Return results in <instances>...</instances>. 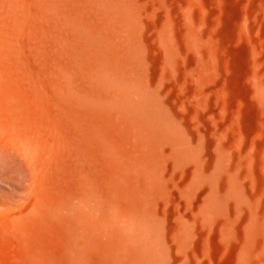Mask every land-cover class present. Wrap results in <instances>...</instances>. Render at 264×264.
Returning <instances> with one entry per match:
<instances>
[{
  "label": "rangeland",
  "instance_id": "obj_1",
  "mask_svg": "<svg viewBox=\"0 0 264 264\" xmlns=\"http://www.w3.org/2000/svg\"><path fill=\"white\" fill-rule=\"evenodd\" d=\"M0 264H264V0H0Z\"/></svg>",
  "mask_w": 264,
  "mask_h": 264
},
{
  "label": "bare ground",
  "instance_id": "obj_2",
  "mask_svg": "<svg viewBox=\"0 0 264 264\" xmlns=\"http://www.w3.org/2000/svg\"><path fill=\"white\" fill-rule=\"evenodd\" d=\"M126 90V89H125ZM130 90V89H129ZM150 238V237H149ZM148 243H149V241H148ZM141 251V250H140ZM141 252H143V251H141Z\"/></svg>",
  "mask_w": 264,
  "mask_h": 264
}]
</instances>
